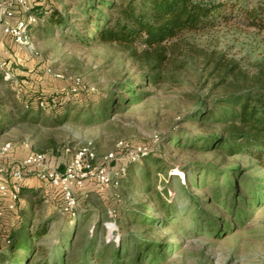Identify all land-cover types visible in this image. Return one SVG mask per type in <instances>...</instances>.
Listing matches in <instances>:
<instances>
[{
  "label": "rangeland",
  "instance_id": "374dc122",
  "mask_svg": "<svg viewBox=\"0 0 264 264\" xmlns=\"http://www.w3.org/2000/svg\"><path fill=\"white\" fill-rule=\"evenodd\" d=\"M29 1L37 12L51 5L62 11L73 7L70 12L80 13L77 6L82 0ZM51 30L43 24L34 27L31 63L13 62L9 69L18 81L26 82L17 86L25 101H19L17 91L5 81L0 85L5 112L29 116L3 141L26 140L28 149L43 152L58 147L73 152L91 143L99 163L114 155L113 169L125 155L117 147L121 140L147 146L151 152L128 164L120 187L100 190L91 183L75 189L77 211L93 207L85 218L83 213L75 218L64 214L56 188L27 176L23 185L37 194L26 192L22 199L46 197L42 208L33 210L29 226L34 229L49 220V234L36 241L35 250H40L32 254L29 264L57 254L56 264H62L59 244L66 239L73 242L66 250L67 264H117L112 254L120 242L126 245L121 264H264V166L247 155L224 157L198 146L211 129L200 121L199 111L220 97L251 88L263 75L264 31L250 26L245 18L234 17L212 29L185 33L178 41L168 79L148 86L142 84L145 64L116 44L86 40L93 31L91 24L72 19L67 26ZM213 53L236 62L238 73L214 70ZM76 79L84 90L74 95L68 89ZM126 81L141 84L139 92L119 86ZM53 83L59 87L52 89ZM55 90L71 98L82 113L57 124L52 113L33 108L30 114L24 108L32 96L42 94L48 99ZM109 97L119 99L111 115L90 121V115L100 109L98 104ZM174 138L179 142L170 143ZM231 165H240L243 171L237 188L228 190L227 180L213 171ZM7 227L0 216V246L5 245ZM142 237L161 248L143 250L147 258L134 263L130 255ZM89 238L99 246L94 245L92 256L87 257L84 249ZM104 242L110 246L108 258L102 260L98 254Z\"/></svg>",
  "mask_w": 264,
  "mask_h": 264
},
{
  "label": "trees",
  "instance_id": "16d2710c",
  "mask_svg": "<svg viewBox=\"0 0 264 264\" xmlns=\"http://www.w3.org/2000/svg\"><path fill=\"white\" fill-rule=\"evenodd\" d=\"M77 7L80 13L70 12L73 7H67L62 11L51 5H45L40 12L34 11L33 7L32 12L40 18L36 26L43 24L52 29V33L54 28L67 26L72 19L91 24L93 31L86 40L101 44H116L137 62L145 64L148 69L142 74V84L148 86L158 85L168 79V73L175 64L174 55L177 53L178 41L185 33L212 29L234 17L245 18L250 26L264 31V0H82ZM84 14L86 18L83 21L81 18ZM79 33L76 32L75 35L83 39ZM212 61L214 70L225 71V75L238 73L239 65L226 59L224 55L218 57L213 53ZM262 74L251 88L220 97L210 107H203L199 111L200 121L211 128L200 138L198 142L200 149L217 150L224 157L247 155L264 166V71ZM2 79L4 80V77L0 75V82ZM72 86L69 83V91ZM119 86L133 94L141 88V84L128 81ZM53 87L52 85V89L56 88ZM82 90H84L83 84L78 92ZM58 91L55 90V95L48 99L42 94L34 95L25 103L29 104V107L24 105V108L27 111H32L34 108L38 112L45 110L52 113L57 124H63L72 118L73 114L75 117L79 116L82 111H76L75 102L66 97L65 93ZM110 97L98 104L100 109L90 115V121H102L111 115L112 106L117 104L119 99L114 100ZM19 98L25 101L22 93ZM41 101L44 102V106L40 105ZM34 105L36 107H33ZM9 116L1 115L0 125ZM28 117L25 113L20 116L21 119ZM176 139L174 138L170 143L175 142ZM242 171L240 165H231L225 169H215L213 173L215 176L223 175L228 182L227 189L233 190L234 187L237 188V180ZM123 179L124 177L122 182ZM56 190L60 194L61 207H63L61 192L59 189ZM26 192L37 194L25 187V184L15 201L0 193V216L8 226L3 237L5 245L0 246V264H29L32 261V254L40 250V248L35 250L34 244L39 238L49 234V220L38 223L34 229L29 226L35 216L33 210L42 208L46 197L42 196L35 200L26 197L22 199V195L24 196ZM159 197L161 198L160 195ZM92 208L84 207L81 211L76 209L73 212L65 211L64 208L60 210L73 218L83 213L85 218L91 214ZM72 243L71 240L66 239L59 244L62 264H67L66 250L72 246ZM87 243L84 254L90 257L94 245L99 246V243L94 238H89ZM109 246L104 242L103 251L98 254L102 260L108 258ZM125 248L124 242L113 248L112 258L117 264H121V254ZM157 248H161V245H155L149 239L142 237L134 246L135 253L130 255L132 262L140 263L147 258L144 257L143 250L155 251ZM58 256V254L51 255L49 259L35 260L34 264H56ZM85 262L87 263L88 260L85 259Z\"/></svg>",
  "mask_w": 264,
  "mask_h": 264
},
{
  "label": "built area",
  "instance_id": "2783aa9c",
  "mask_svg": "<svg viewBox=\"0 0 264 264\" xmlns=\"http://www.w3.org/2000/svg\"><path fill=\"white\" fill-rule=\"evenodd\" d=\"M51 1V0H46ZM33 5L29 0H0V39L9 36L20 46L34 52L33 28L40 22V18L32 12ZM2 66L4 63L1 64ZM10 78V73H4ZM82 86L80 79L74 80L71 91L78 92ZM18 94L21 89H18ZM44 106V102H40ZM29 107V104H26ZM10 141L0 146V193L15 201L22 190L27 176H34L59 189L62 195L64 210L73 212L78 206L74 194L75 189H83L87 184H93L100 190L109 187H120L122 178L128 173V164L135 163L149 155L151 149L144 145H131L126 141H119L117 147L125 151L122 162L116 168L110 166L115 158L109 154L98 162V155L91 143L85 144L72 152V157L59 169L50 165L48 155L43 151H33L20 160L14 167H7L5 157L12 149ZM67 151L71 152L69 148Z\"/></svg>",
  "mask_w": 264,
  "mask_h": 264
},
{
  "label": "crops",
  "instance_id": "0c3cea01",
  "mask_svg": "<svg viewBox=\"0 0 264 264\" xmlns=\"http://www.w3.org/2000/svg\"><path fill=\"white\" fill-rule=\"evenodd\" d=\"M30 51L23 46L17 45L13 39H11L9 36L3 35V37L0 39V68L2 71H0V75L4 77V73L8 72L10 73V78H5L4 80L0 82V85L3 81L8 83L12 88L16 91H18L17 86L25 85V81H18L17 78H15V75L9 71L11 65L13 62L16 63H29L28 60H30L31 63V56ZM4 63L2 66L1 64ZM54 87H59L58 84L53 83ZM53 87V88H54ZM55 89V88H54ZM18 92H17V98H19ZM3 95H0V119L1 115H10L7 119H4V121L0 125V146H2L6 138L9 137L10 132L13 130L12 128L20 125L21 123L25 122L26 119H21L19 115H16L15 112L7 113L5 112V103L3 102ZM20 101V98H19ZM45 111V110H44ZM5 112V113H4ZM31 118V117H30ZM34 118V117H32ZM31 118V120H32ZM34 120V119H33ZM36 120V119H35ZM12 149L10 150L9 154L5 157L4 161L7 167H14L20 160H22L24 157H26L29 153L33 151H42L43 149L38 150H31L28 149L29 144L26 140L22 142H12ZM61 147V148H46L44 149V152L48 155L50 160V165L55 168L62 169L64 168L65 164L70 160L72 157V152L67 151V148ZM33 178H36L32 176ZM37 179V178H36ZM39 180V179H37ZM40 181V180H39ZM29 187V186H28ZM31 187V186H30ZM29 187V188H30ZM87 188V187H86ZM85 192V191H84Z\"/></svg>",
  "mask_w": 264,
  "mask_h": 264
}]
</instances>
